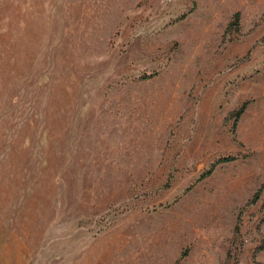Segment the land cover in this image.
Wrapping results in <instances>:
<instances>
[{"label":"rangeland","instance_id":"1","mask_svg":"<svg viewBox=\"0 0 264 264\" xmlns=\"http://www.w3.org/2000/svg\"><path fill=\"white\" fill-rule=\"evenodd\" d=\"M263 242L264 0H0V264Z\"/></svg>","mask_w":264,"mask_h":264},{"label":"trees","instance_id":"2","mask_svg":"<svg viewBox=\"0 0 264 264\" xmlns=\"http://www.w3.org/2000/svg\"><path fill=\"white\" fill-rule=\"evenodd\" d=\"M238 16H239V13L238 12H235L234 15H233V19L235 21V24H237V22H238ZM247 103H248L247 101L242 102L241 105L237 109L233 110L230 113V115L231 116H234L235 117V120H236L243 113L244 109L247 106ZM234 159H235L234 156H225V157L220 158L219 160L215 161L206 172H204L203 174H201V176L199 178H203L206 175L210 174L213 171L214 167L217 164L224 163V162H229V161H232ZM256 196H257V193L254 195V198ZM263 248H264V242L261 244V246H259L258 249L261 250ZM181 255H183V253H181Z\"/></svg>","mask_w":264,"mask_h":264},{"label":"crops","instance_id":"3","mask_svg":"<svg viewBox=\"0 0 264 264\" xmlns=\"http://www.w3.org/2000/svg\"><path fill=\"white\" fill-rule=\"evenodd\" d=\"M0 260H1V256H0Z\"/></svg>","mask_w":264,"mask_h":264}]
</instances>
